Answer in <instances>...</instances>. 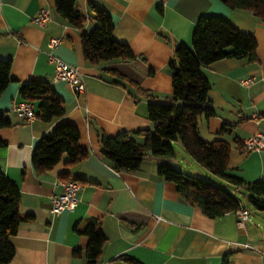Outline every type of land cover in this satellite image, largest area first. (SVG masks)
<instances>
[{
    "label": "crops",
    "instance_id": "1",
    "mask_svg": "<svg viewBox=\"0 0 264 264\" xmlns=\"http://www.w3.org/2000/svg\"><path fill=\"white\" fill-rule=\"evenodd\" d=\"M88 4L111 19L114 41L128 47L134 59L90 65L84 58L80 32L59 16L54 0H0V60H10V83L0 93V115L10 126L0 128V172L19 191L22 220L8 239L14 250L9 264H85L88 239L74 226L98 221L105 244L98 264H264V211L250 216L242 229L233 214L211 219L183 200L176 187L157 175L160 162L148 158L134 174L114 171L101 153L100 136L151 129L148 100L122 86L108 70L134 79L139 88L163 99L172 92L169 64L178 44L191 48L201 17H219L256 42L255 61L223 59L202 69L210 89L206 104L212 116L198 118V136L205 143L221 140L230 147L226 174L245 183L264 181V150L246 152L245 139L264 134V25L252 13L232 10L220 0H76L85 17L84 31L95 26ZM48 12L44 27L32 23ZM50 38L60 45L52 55L78 69L85 90L74 93L54 81L48 61ZM106 70V71H104ZM251 79L249 85L241 82ZM30 80L46 81L62 100L65 116L55 124L26 121L13 111L23 102L20 89ZM137 95V96H136ZM61 122L79 133L78 145L87 157L80 163L38 175L31 164L34 147ZM225 128V129H224ZM225 130L222 133V130ZM135 140L142 143L141 137ZM174 149H183L179 143ZM175 156L171 168L224 188L239 202L245 197L193 159ZM57 180L82 185L71 210L51 213V197L60 194ZM81 255L77 257L74 252Z\"/></svg>",
    "mask_w": 264,
    "mask_h": 264
},
{
    "label": "trees",
    "instance_id": "2",
    "mask_svg": "<svg viewBox=\"0 0 264 264\" xmlns=\"http://www.w3.org/2000/svg\"><path fill=\"white\" fill-rule=\"evenodd\" d=\"M220 1L232 10L252 13L264 25V0ZM54 4L57 14L80 32L83 55L90 65L100 66L115 60L127 63L134 59L127 46L111 37L112 22L104 11L88 4L95 26L86 33V19L76 8V0H54ZM255 57L256 42L253 36L238 32L222 18L201 17L192 34L191 48L178 44L174 49V58L169 64L172 92L163 99L157 100L140 89L131 77L108 70L116 79L123 80L122 86L133 89L139 97L148 100L147 116L151 129L135 133L123 131L115 137L101 135L103 160L114 171L129 174L136 173L148 158L158 160V177L172 183L183 200L198 207L208 218H221L242 207L224 188L169 166L175 157L173 144L179 143L191 159L245 195L254 209L264 211V181L245 183L228 176L229 145L221 140L205 143L199 138L197 129L201 115L212 116L206 104L210 86L202 69L223 59L253 62ZM10 66V60H0V93L10 83ZM20 97L33 106L35 118L42 122L55 124L66 114L62 100L46 81L30 80L20 89ZM10 124L0 115V128ZM135 137H141L142 143L137 142ZM78 140L79 133L73 125L68 122L57 124L33 149L31 164L36 174H44L62 160L66 165L82 162L87 153L79 147ZM1 146L4 143L0 141ZM18 205V188L0 172V264H9L14 255L8 239L16 233L22 220ZM74 232L88 239L83 254L85 264H98L105 244L100 223L88 220L75 225ZM74 255L80 257L81 254L75 251ZM125 262L138 264L131 259H125ZM222 264H228L226 258Z\"/></svg>",
    "mask_w": 264,
    "mask_h": 264
},
{
    "label": "built area",
    "instance_id": "3",
    "mask_svg": "<svg viewBox=\"0 0 264 264\" xmlns=\"http://www.w3.org/2000/svg\"><path fill=\"white\" fill-rule=\"evenodd\" d=\"M48 12L41 10L37 16L32 19V23L38 27H44L48 22ZM61 43L59 38H50L47 44L50 53H48V61L54 67V81L65 83L74 93H82L85 90L84 80L77 68L72 67L53 56L51 51L56 49ZM251 79L241 82V85H249ZM13 111L17 116L26 121L32 120L34 109L30 103L25 101L14 106ZM242 148L246 152L264 150V134H256L245 139L242 143ZM56 188L61 190L60 194H54L51 197V213L57 215L65 210H71L77 201V195L82 190V185L76 181L57 180L54 183ZM236 219V225L242 229L244 223L248 219L249 212L240 207L232 213Z\"/></svg>",
    "mask_w": 264,
    "mask_h": 264
},
{
    "label": "rangeland",
    "instance_id": "4",
    "mask_svg": "<svg viewBox=\"0 0 264 264\" xmlns=\"http://www.w3.org/2000/svg\"><path fill=\"white\" fill-rule=\"evenodd\" d=\"M175 156L177 157L178 160H182L183 157L189 158L188 157L189 155L183 149H177V148L175 150ZM239 203L241 205L245 206L246 209L250 210V212H251L250 216L258 215L256 209H254V207L248 202L247 198L242 197V199L239 200Z\"/></svg>",
    "mask_w": 264,
    "mask_h": 264
}]
</instances>
